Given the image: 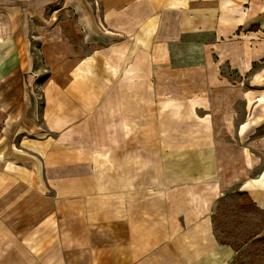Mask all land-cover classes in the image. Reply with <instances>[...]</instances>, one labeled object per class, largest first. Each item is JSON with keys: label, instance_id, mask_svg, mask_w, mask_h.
Segmentation results:
<instances>
[{"label": "crops", "instance_id": "1", "mask_svg": "<svg viewBox=\"0 0 264 264\" xmlns=\"http://www.w3.org/2000/svg\"><path fill=\"white\" fill-rule=\"evenodd\" d=\"M36 1H0V38L17 40L3 46H19L0 56V155L20 140L51 164L56 182L70 183L68 192L121 199L122 217L108 222L121 239L124 262H143L161 251L164 262L229 264L231 251L215 236L211 199L226 189L222 184L251 180L253 199L264 209V167L251 177L264 166V136H254L264 110L244 125L237 109L243 92L230 87L222 68L251 70L257 88L251 97L264 108L258 90L264 73L255 71L264 60V0H60L51 23L73 12L75 42L61 25L53 40L48 35L64 57L44 85L43 112L34 60L25 66L19 54L30 52V26L24 24L43 18L45 7L59 0ZM244 1H250L246 15ZM248 21L262 32L244 42L237 32ZM36 130L43 137L30 139ZM45 131L58 136L56 142ZM249 137L254 153L237 145ZM34 158L24 160L34 164ZM5 162L0 158L1 214L3 197L19 199L22 189L16 174L2 171L18 163L11 157ZM4 188L10 193L3 195Z\"/></svg>", "mask_w": 264, "mask_h": 264}, {"label": "rangeland", "instance_id": "2", "mask_svg": "<svg viewBox=\"0 0 264 264\" xmlns=\"http://www.w3.org/2000/svg\"><path fill=\"white\" fill-rule=\"evenodd\" d=\"M249 2H243L244 15L250 10ZM3 9L9 11L10 6H3ZM60 10L59 0L45 7L44 14L47 13L43 18L32 19L30 24H24L26 28L30 26L32 38L25 39L26 43L30 44V52L20 51L19 55L25 66L31 62V59L34 60L33 70L38 75L35 95L41 112L45 106L44 85L57 72L59 57H64L58 54V47H55L58 45L57 40L53 44L47 42L48 35L52 39L56 32L54 29H58L61 25V30L68 34L69 41L72 44L75 42L71 32L75 30L73 24H76L77 17L75 18L73 12L62 14L60 22L51 23L52 15H57ZM1 18L8 20L6 24L11 27L9 17ZM49 25L50 31L46 29L43 32ZM78 25L81 31L85 32L81 23L78 22ZM256 31L262 32L261 27L254 26L248 21L243 23V28L237 34L243 35L246 42L250 33ZM213 37L212 35L210 39L212 40ZM10 39L13 43L17 42L12 38H0V56L9 57V53L17 52L16 48L19 47L17 44L10 46L9 50L7 46H3L11 41ZM84 41L88 42L87 34ZM47 48L50 51L46 52ZM77 50L80 51L79 46ZM86 51L88 54L89 50ZM256 70L260 74L261 71L264 73V60L258 62V66H255ZM222 75L228 78L230 87L234 88L236 85L242 90L243 101L237 105V109L244 125L249 126L250 118L255 114H262L264 110L256 106V98L251 97L253 90L257 89L251 82V70L239 73L226 64L222 68ZM258 90L264 92V82L259 84ZM258 130L259 132L254 136L263 137L264 125ZM44 134L45 137L56 142L58 136H52L53 133L49 134L47 131ZM42 135L43 130H36L32 135L28 134L30 139H38L43 137ZM3 139L5 140V137ZM231 141L234 142L233 139ZM237 145H240L244 151L253 152L250 148V137L242 143L238 142ZM53 147L51 151L55 152L58 145L55 143ZM37 154V152L32 154L31 150L22 147L20 140L13 150L6 147L3 152L5 163L10 157L18 163V166H3V174H16L20 179L19 188L22 189L19 199L10 200L3 197V213H0V264H180L164 262L161 251L155 257H146L143 262H124L121 239L116 238L117 234L115 232L113 234L114 225L108 222V219H113L112 215L122 217V200L96 196L83 198L79 192H68L67 187L70 183L56 182L49 172V169L53 168L51 164L48 166V161L41 156L38 158ZM33 155H35L34 164H28L24 158H32ZM263 167L260 166L254 171L252 179H257L261 175ZM250 181L222 184L226 189L219 191V196L212 195L214 232L218 242L227 246L232 253L229 264H264V209L255 203ZM214 190L212 188L211 192ZM243 192L248 193L251 200L241 195ZM9 193L10 189L4 188L2 194ZM116 207L119 208L114 209ZM27 241H31L32 245Z\"/></svg>", "mask_w": 264, "mask_h": 264}, {"label": "bare ground", "instance_id": "3", "mask_svg": "<svg viewBox=\"0 0 264 264\" xmlns=\"http://www.w3.org/2000/svg\"><path fill=\"white\" fill-rule=\"evenodd\" d=\"M71 4H72V2L68 1V2L66 3L65 8L70 7ZM83 25L85 26V28H86V30H87V34H88V36L91 37V36H90V32H89V28H88L87 23L84 22ZM31 75H32V79H33V80H36L37 75H36L35 73H31ZM2 139H3V138H1V140H2ZM0 158L2 159L3 162L6 161V158H5V156H3V155H0ZM27 243L30 244V245H32V242H31V241H27ZM32 247H33V246H32Z\"/></svg>", "mask_w": 264, "mask_h": 264}, {"label": "trees", "instance_id": "4", "mask_svg": "<svg viewBox=\"0 0 264 264\" xmlns=\"http://www.w3.org/2000/svg\"><path fill=\"white\" fill-rule=\"evenodd\" d=\"M241 195H244V196H246L247 198H249V200H251V198L249 197V194H248V193L243 192V193H241ZM214 219H215V216H214ZM214 224H215V221H214ZM215 227H216V226H215ZM220 243H221V242H220ZM222 244H225V243L222 242Z\"/></svg>", "mask_w": 264, "mask_h": 264}]
</instances>
